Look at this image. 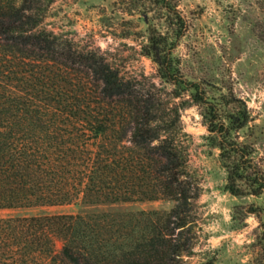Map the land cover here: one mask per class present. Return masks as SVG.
<instances>
[{
  "label": "trees",
  "instance_id": "1",
  "mask_svg": "<svg viewBox=\"0 0 264 264\" xmlns=\"http://www.w3.org/2000/svg\"><path fill=\"white\" fill-rule=\"evenodd\" d=\"M151 1L171 36L147 21L143 55L172 87L171 100L188 94L186 104L200 110L219 152L224 191L261 196L264 167L238 136L251 120L245 102L233 93L209 97L207 85L183 76L174 51L185 18L170 0ZM53 2L0 0V210L155 201L172 207L8 220L0 243L4 235L12 243L0 249V264L10 263L5 254L15 241L16 264L51 253V237L62 242L67 264H189L199 238L201 186L188 169L183 103L168 106L158 91L136 88L93 54H80L43 29ZM263 210L250 204L242 212L258 219L264 253Z\"/></svg>",
  "mask_w": 264,
  "mask_h": 264
},
{
  "label": "rangeland",
  "instance_id": "2",
  "mask_svg": "<svg viewBox=\"0 0 264 264\" xmlns=\"http://www.w3.org/2000/svg\"><path fill=\"white\" fill-rule=\"evenodd\" d=\"M170 1L186 22L174 51L183 76L207 85L209 97L233 93L245 102L251 120L238 133L239 140L252 146L254 161L264 167V0ZM147 21L171 36L163 11L151 0H55L41 27L72 44L76 52L93 54L136 88L158 91L168 106L183 103L180 124L186 134L188 169L201 186L197 201L199 238L188 263L214 259V264H264L260 223L255 216L242 212L250 204L264 207V193L257 198H235L224 191L219 152L208 141L200 110L186 104L188 94L171 100L172 87L158 77L155 64L142 53L147 43ZM171 207V202L155 201L2 209L0 227L5 221L20 218L109 210L167 211ZM5 237L0 249L12 243ZM51 243V253L36 252L27 264H67L61 255L62 242L51 237ZM13 245L12 253L5 254L9 264H16L19 256Z\"/></svg>",
  "mask_w": 264,
  "mask_h": 264
}]
</instances>
